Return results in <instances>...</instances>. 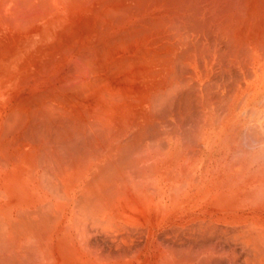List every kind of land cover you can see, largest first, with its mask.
Here are the masks:
<instances>
[{"label":"bare ground","instance_id":"6f19581e","mask_svg":"<svg viewBox=\"0 0 264 264\" xmlns=\"http://www.w3.org/2000/svg\"><path fill=\"white\" fill-rule=\"evenodd\" d=\"M143 255L264 264V0H0V264Z\"/></svg>","mask_w":264,"mask_h":264},{"label":"rangeland","instance_id":"374dc122","mask_svg":"<svg viewBox=\"0 0 264 264\" xmlns=\"http://www.w3.org/2000/svg\"><path fill=\"white\" fill-rule=\"evenodd\" d=\"M138 27L140 28V26H138ZM139 28H138V29H139ZM142 29H143V30H142ZM132 31H134V30H132ZM138 31H139V32H141V31H147V29L144 30V28H141V30L139 29ZM136 32H137V31H136ZM135 34H136V35H135ZM139 34H141L140 36L142 37V35H143V34H146V33H143V34H142V33H133V34H130V46H131V47H130V48H131V49H130V53H131V54H130V56H131L130 58H132V54H133L134 52H135V54H133V56L135 55L137 58L134 56V58L130 59V61L133 60V62H132V61L130 62L129 60H126V61L124 60L125 62L128 61V62H127V63H128L127 66L130 64V65L128 66L129 68L126 66V64H125L124 62H123L124 65L121 64V63H122V62H121L122 60H120V61L116 60V64H115V61H109L110 64H109V62H107V63L105 64V65H107V66H104L105 68L103 67L104 70H103V69H100L101 71L99 70V75H100V74H101L100 76L103 75L104 78H103V77H101V78L99 77L100 79H98V80H99V81H100L101 79H104V80H105V83H104L103 80H102L103 83H102V82L99 83V81H98V83L100 84V87H101V86H102V87L105 86L104 89H107V91H109V92H110V90H112L113 93H114V88H113V87H115V86L117 85V86L115 87V89L118 87V89H116V90H120V91H116V90H115L116 93H114V94H119V93L121 92L122 95H125V94H129V95H130V91L132 92V91H133V88H134V89H135V88H136V89L138 88V85L140 84V81H141L142 78H143L144 71H145L146 68H147V58L149 57V55H151V54H149V50L152 48V47H149L150 49H149V48H143V46H141V45L138 46V45L136 44V42L138 41V39H140ZM133 35H134V36H133ZM131 36H132V37H131ZM143 36H147V34H146V35H143ZM137 37H139V38H137ZM133 40H134L133 43H135V44H133V43L131 44V42H132ZM140 46H141V47H140ZM132 47H133V48H132ZM135 47H136V48H135ZM137 48H139V49H137ZM133 49H135L136 51L134 50V52H132ZM154 49H156V47H153L151 50L154 51ZM144 50H145V51H144ZM124 51H126V50H124ZM137 51H138V52H137ZM140 52H142V53H140ZM145 52H146V55H145ZM150 52H151V51H150ZM136 53H137V54H136ZM143 53H144V54H143ZM151 53H152V52H151ZM123 54H124V55H123ZM123 54H121L120 56H122V55L125 56V55L127 54V51H126L125 53H123ZM141 54H143V55H141ZM147 54H149V55H147ZM139 56L142 57V58H140ZM147 56H148V57H147ZM135 58H136V59H135ZM144 58H145V62L143 61ZM142 59H143V60H142ZM134 61H135L136 65H135ZM139 61H140V62H139ZM111 62H114L115 65H114L113 63H111ZM117 62H120V63H119V64H120V68H118V69H117V67H119V65L117 64ZM133 63H134V64H133ZM137 63L139 64L138 66H137ZM131 64H132V65H131ZM108 65H110V66H108ZM122 65H123V66H122ZM142 65H143V66H142ZM144 65H145L146 68L144 67ZM114 66H115V67H114ZM125 66H126V68H125ZM132 66H133V67H132ZM139 66H142L143 68H142V67H141V68H137V67H139ZM107 67H108L109 69H108ZM111 67H113V68H111ZM121 67H122V69H121ZM123 67H124L125 72H124V70H123ZM131 67H132L133 69H134V67H135V69L133 70ZM105 69H106V71H108V72H106ZM120 69L122 70L123 73H120V71H121ZM126 69H130V70H126ZM136 69H137V70H138V69H142L141 71H143V72H140V70H139V72H138V71H136ZM131 70H132V71H131ZM103 71H104L105 73H103ZM109 71H110V73H109ZM112 71H113V72H112ZM117 71H118V72H117ZM128 71H129L130 74H128ZM134 72L136 73V75H135ZM137 72H138L139 74H138ZM118 73H119V74H118ZM115 74L118 75V76L116 77ZM137 74H138V75H137ZM124 75H125V76L128 75L127 78H126ZM129 75H130V77H132V78H131L132 80L130 79ZM133 75H134V76H133ZM123 76H124V78H123ZM135 76H136V77H135ZM140 76H141V77H140ZM133 77H134L136 80H135ZM107 78H108V79H107ZM128 78H129L130 80H129ZM138 78H139V81H138ZM111 81H113V82L111 83ZM129 81H130V82H129ZM131 82H132V83H131ZM124 83L127 84V85L129 84L130 87L132 86V87H131L132 89L129 88V85L127 86V85H125ZM130 83L133 84V85H131ZM102 84H103V85H102ZM135 84H136V86H135ZM121 85H122V86H121ZM107 86H108L109 89L107 88ZM133 86H134V87H133ZM102 87H101V88H102ZM125 88H126V89H125ZM127 88H129V89H128L129 92H128ZM124 91H125V92L127 91L128 93L123 94ZM117 92H119V93H117ZM111 93H112V92H111ZM127 149H128V148H127ZM127 149H125V150H126L127 152H129V150H130V146H129V149H128V150H127ZM125 150H124V151H125ZM124 151H122V154H121V155H123V156L125 155V156H124V157H126L125 159H127V157L130 158V156H126V155H128V153H127L126 151H125L126 154H125V153L123 154ZM129 154H130V152H129ZM124 157L121 158V156H120V157L116 160V162H114L115 164H117V165H116L117 168H120L121 166H125V167L128 166V163H129L128 161H130V159L128 158V160H124ZM121 159H123V160L126 161V162L122 163L123 160H121ZM119 160H120V161H119ZM117 161H119V162H117ZM120 162H121V166H120ZM125 163H127V165H124ZM129 164H130V163H129ZM99 232H100V233H99ZM99 232H98L97 236L94 235V239H93V236L91 237V240H92V241L94 240V241H96V242H94V241L92 242L91 240H90V242H92L91 244H92L93 247H95V246L98 244V247H99V248H98L97 246H96V248H98L97 250L100 249V250H99V253H100V251H101L100 254H105V252H106V253L109 252V249H111V245H112V247H113L114 249L117 248V246H115L114 244H111L112 241L109 242L111 239H110V238H108V239H110V240L107 239L108 235H107V237H106V236H105L106 234H104V237H106V238H104V237H101V236H100V235L103 234V233H102L101 231H99ZM95 236L97 237V238H96L97 240H95ZM98 236H99V237H98ZM98 238H99V239H98ZM103 238H104V239H103ZM101 239L105 240V241H104L105 246H104L103 240L101 241ZM106 239L108 240V242H109L110 244L107 243ZM97 241H98V242H97ZM186 241L189 242V247H190V245H191V249H193V250L195 251L194 248H196L197 244H196L194 241H192L193 243H192L190 240H186ZM101 242H102V243H101ZM184 242H185V241H183L182 244H185V245H184L185 248H189V247H188V242H187V247H186V242H185V243H184ZM190 242H191V243H190ZM106 243H107L108 245H107ZM135 244H136V242H134V245H135ZM195 244H196V245H195ZM99 245H102V247H103V246H104V247L102 248V247H100ZM113 245H114V246H113ZM192 245L195 246V247H193ZM192 247H193V248H192ZM105 248H106V250H105ZM113 248H112V249H113ZM102 249H104V250H102ZM112 249H111V250H112ZM114 249H113V251H110L112 254H113V252L118 251V248H117V250H116V249L114 250ZM122 250H123V249H122ZM187 250H188V249H186V251H187ZM193 250H191V251L193 252ZM110 252H109L108 254H110ZM114 254H115V253H114ZM127 259H129V258H127ZM127 259H125V260H124L122 263H120V264H129V261L126 262ZM135 261H136V262H135ZM215 262H216V263H215ZM217 262H218V263H217ZM219 262L223 264V260H222V259H220V260H218V261H217V259H216V260L213 261L214 264H220ZM213 263H212V264H213ZM224 263H225V261H224ZM130 264H155V262H154L153 259H149L148 257H146V256L143 255L140 259L135 258V259L131 260V261H130Z\"/></svg>","mask_w":264,"mask_h":264}]
</instances>
